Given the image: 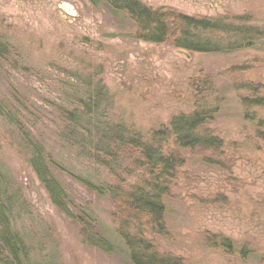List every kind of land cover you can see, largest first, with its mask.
I'll use <instances>...</instances> for the list:
<instances>
[{"label":"rangeland","instance_id":"374dc122","mask_svg":"<svg viewBox=\"0 0 264 264\" xmlns=\"http://www.w3.org/2000/svg\"><path fill=\"white\" fill-rule=\"evenodd\" d=\"M138 1L153 11L174 10L186 17L248 16L250 26L264 27V0ZM62 4L72 6L75 16L65 15ZM0 32L9 37L12 61L26 68L0 70V180L12 230L23 239L30 264H130L113 202L81 182L100 187L122 180L128 188L140 174L128 161L99 165L106 157L92 159L94 142L80 148L64 140L58 107H76L78 98L99 83L107 95L98 120L147 141L172 117L192 112L189 84L204 77L212 82L213 97L223 101L209 129L226 144L224 169L203 166L200 157L181 152L185 165L165 201L167 236H145L158 254L183 264H259L250 256L264 257V143L253 146V128L239 101L244 94H236V88L253 83L264 89V50L183 55L167 44L134 41L125 17L86 0H0ZM240 67L246 72L228 73ZM29 140L42 149L64 192L65 210L52 204L30 165ZM82 213L112 253L82 244L79 226L68 216ZM212 236L252 254L239 258L206 248Z\"/></svg>","mask_w":264,"mask_h":264},{"label":"trees","instance_id":"16d2710c","mask_svg":"<svg viewBox=\"0 0 264 264\" xmlns=\"http://www.w3.org/2000/svg\"><path fill=\"white\" fill-rule=\"evenodd\" d=\"M86 1L92 6L103 4L114 14L125 17L134 29L131 38L137 42L167 44L178 51L199 55L264 50V27L250 26L251 19L248 16L206 19L186 17L174 10L153 11L138 0ZM9 41L8 35L0 32V70L8 66L13 70L23 68L26 71V68H18L17 63L12 61L14 52ZM243 72H246L245 67L231 69L228 73L238 75ZM100 86L95 83L87 96L84 93V97L78 98L76 107L72 106L74 108L70 110L58 107L59 118L64 122L61 135L66 138L64 140L80 148L86 147L82 144L96 143L93 146L95 157L92 156V159L106 157V161H98L99 165L105 167L104 163L110 161L111 164L112 161L119 166L128 161L133 171L140 175L128 188L124 187L122 180L100 187L86 182L81 184L113 202L117 233L126 247L130 264H183L177 258L158 254L145 235L150 238L154 235L167 236L165 201L171 199L173 184L179 170L185 165L181 152L200 157L203 166L224 169L226 144L209 129V125L219 115L223 101L213 97L214 89L208 77L192 80L189 84L192 90V112L172 117L167 127L153 130L145 141L141 134H129L119 125L109 126L98 120L102 115L101 102L107 95ZM236 89V94H244L240 95L239 101L244 119L252 125L253 146L256 148L255 142L264 143V114L261 115L264 109L263 86L241 83ZM15 127L24 133L20 123L16 122ZM24 134L28 140L27 133ZM28 143L32 156L30 165L38 180L46 189L52 204L61 211L65 210L64 192L46 167L42 149L30 140ZM127 173L130 175L129 171ZM3 188L0 180V264H30L23 239L12 230L9 200L4 199ZM68 216L79 226L82 244L107 254L113 252L111 245L96 232L85 213ZM205 247L239 258H248L252 254L247 247L233 245L220 236L206 239ZM250 257L264 264L263 256L258 257L256 254Z\"/></svg>","mask_w":264,"mask_h":264},{"label":"water","instance_id":"95a60500","mask_svg":"<svg viewBox=\"0 0 264 264\" xmlns=\"http://www.w3.org/2000/svg\"><path fill=\"white\" fill-rule=\"evenodd\" d=\"M60 9L65 13V15L69 17H74L76 14L75 11L73 10V7L68 4H62L60 6ZM178 53L186 55V53L183 51H178Z\"/></svg>","mask_w":264,"mask_h":264}]
</instances>
